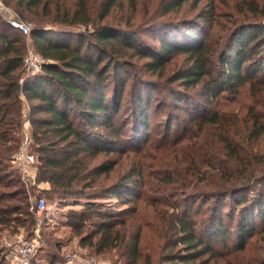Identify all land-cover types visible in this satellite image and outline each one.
<instances>
[{
	"label": "trees",
	"instance_id": "1",
	"mask_svg": "<svg viewBox=\"0 0 264 264\" xmlns=\"http://www.w3.org/2000/svg\"><path fill=\"white\" fill-rule=\"evenodd\" d=\"M58 1L2 0L4 5L13 7L22 16H26V11L42 7L46 15L52 16L53 23L81 24L87 29L85 32L47 29L45 22L33 18L30 37L44 63L41 72L27 75L23 64L25 43L20 40V34L26 35L0 16V232L21 226L31 234L37 225L20 174L9 172L5 162L17 148L18 139L13 132L21 128L22 96H25L30 105L37 180L50 185V189L42 192L59 200L84 198L91 201L81 210L70 212L69 225L77 234L83 235L86 226H93L92 232L82 236V244L93 247L96 253L117 249L127 258L128 264H137L144 257L152 264V253L144 254L147 249L144 228L149 226L144 221L147 207L141 204L115 211L105 208L97 200L122 199L123 194L133 196L141 186L151 184L168 196L186 195L195 178L193 187L207 174L204 167L210 166L216 147L220 152L226 151L225 154L228 153L235 159V164L243 168L231 171L230 175L224 169L212 174V179L220 184L209 190L211 197L223 199L251 189L258 176H264V168H255L251 160L239 156L231 146L229 133L226 137L213 134V125L220 122V114L218 110L212 113L205 109L198 118L190 115L188 124L184 125L182 132L174 134L173 140H166L168 130L165 142L149 146L159 155H147L146 146L138 147L134 153L139 159L107 185L105 181L116 171L119 159L131 143L125 126L118 123L123 98L129 89L124 76L129 73L127 69L131 65L127 55L134 53L148 59L147 69L155 73L164 71L174 55L185 54V65L171 80L185 90H199L205 101L213 104L225 92L237 96L247 85L264 87V23L235 22L236 26L231 31L228 28L222 43L187 30L190 44L176 38H162L159 48L148 53L137 48L131 42L133 37L124 30L117 32L105 22L123 0H100L99 9H93L96 0H76L74 7L70 8H63ZM188 1L174 0L167 5L165 13L181 8ZM216 1L210 0L212 11ZM241 1L238 14L244 18L264 16V8L258 1ZM54 2L56 7L52 10L50 4ZM93 23L94 26L89 28ZM137 89L130 112L132 121L136 122V131L141 135L149 128L153 92L141 85ZM171 93L178 105L185 100L179 91ZM196 108L203 109V106L196 104ZM182 110L188 111V108ZM260 113L251 124L255 140L264 136V113ZM195 133L203 134L200 140L194 137ZM212 135L217 138L216 142H211ZM184 141L190 142L186 144ZM115 153L119 154L117 159L109 157ZM99 155H106L107 159L91 165V159ZM148 167H152L153 172ZM13 200L16 202H11ZM246 201H249L246 196L238 197L234 201L235 208ZM124 202L129 200L124 198ZM161 202L154 199L150 204L154 207V216H162L163 210L158 207L162 204L173 208L170 215L173 217L166 225L156 228L160 240L156 244L158 248L153 246L156 253H160L156 264H210L217 254L214 239L228 234L222 214L217 217L218 222L206 230L191 215L194 204H184L179 211V204ZM255 203L252 209L244 210L245 214L237 224L236 251L246 250L248 239L255 234L253 213L256 210L264 221V201L259 197ZM48 244L52 245L53 241L49 240ZM5 250L0 248V253L4 254ZM62 263L56 256L49 260V264ZM250 264H264V259Z\"/></svg>",
	"mask_w": 264,
	"mask_h": 264
},
{
	"label": "rangeland",
	"instance_id": "2",
	"mask_svg": "<svg viewBox=\"0 0 264 264\" xmlns=\"http://www.w3.org/2000/svg\"><path fill=\"white\" fill-rule=\"evenodd\" d=\"M92 1V0H91ZM100 0H96L93 4V9H99L98 5ZM174 0H123L121 4L114 7L112 16L105 20L113 30L128 33L132 36L131 42L141 50L153 53L154 49L159 48L160 40L162 38L177 39L182 43L190 44L189 37L186 35L187 30H193L199 33L202 37L212 39L213 41L220 40L222 43L227 33L228 28L231 31L236 25L235 22L251 24L264 23V16L256 15L244 18L238 12L241 10V0H217L215 10L212 11L210 0H189L184 3L181 8L174 9L170 13H165L167 5L171 4ZM259 5L264 8V0H255ZM2 2V0H1ZM56 2L51 3L50 7L55 10ZM58 4H62L63 8L74 7L76 0H59ZM26 16H22L13 7L6 6L3 3L0 5V16L9 22L12 17H20L22 20L34 26V20H42L47 29L54 28L58 30H71L74 32H85L87 27L81 24L76 26H66L62 24L53 23L52 16L46 15L47 13L42 7L34 11H26ZM52 14H55L53 11ZM205 18L207 20H205ZM95 23L91 24L92 28ZM19 33V32H17ZM20 40L25 43V53L29 49H34V46L27 36L20 34ZM36 51V50H35ZM131 51H129L130 53ZM127 59L131 65L128 66V74H124L127 78V93L123 98V108L118 115V123L125 126L127 138L131 142L127 151L119 159L117 169L112 173L111 177L105 181L107 185L114 181L118 174L127 171L130 165L138 158L134 153L138 147L146 146L147 155H159L158 151L151 150L149 146L155 147L161 141L165 142L167 132L169 136L167 141L174 139V134L182 132L184 125L190 121V115L193 118H198L205 109H209L212 113L218 110L220 122L213 125V131L216 136L222 134L226 137L230 134L231 146L236 150L239 156L244 157L253 163L252 166L258 169L264 168V136L254 139L251 131V124L255 120V116L264 113V87L262 85L250 86L247 85L237 96H233L227 92L212 103L205 101V98L200 95L197 89L185 90L178 82L171 80L177 70L182 68L186 62V55H174L168 62L167 68L164 71H157L153 73L147 69L146 62L148 59L141 58L134 53L127 55ZM137 87H135V86ZM144 86L147 90L153 92V99L149 108V128L145 134L138 133L135 121H132L131 103L136 93L138 86ZM133 88V89H132ZM131 92H130V91ZM179 91L184 97V101L179 105L174 101L171 92ZM23 109V122L21 128L14 131L18 139L17 148L6 160L9 172L20 174L21 172L14 162L15 154L25 144V138H30L28 150L35 154L37 162V154L35 152V143L33 139V127L30 123V105L25 96ZM196 104L202 105L203 109H197ZM188 108V111L182 110ZM257 114V115H256ZM193 125V122H192ZM196 128V126H195ZM202 136L203 134L200 133ZM199 133H195L194 137L201 139ZM213 137V138H212ZM216 139V140H214ZM203 140V139H202ZM217 138L211 136V142H216ZM190 142V141H188ZM184 141L183 143H188ZM172 143V142H170ZM217 144V143H216ZM220 146H223L222 143ZM217 149V150H216ZM214 157L211 159V164L204 167L207 174L202 176L203 179L196 178L190 192L186 195L168 196L162 194L153 188V185L141 186L136 190L133 196L123 194L122 199L116 197H109L106 199H99L96 202L101 203L105 208L120 211L130 207L145 205L146 216L145 223L149 226L144 228L147 234V249H144V254L152 253V264L158 262L160 253H156L154 247L158 248L156 244L160 243L157 238L156 228L161 225H166L173 217L170 216L173 208L166 205H158L162 209V216H154L153 206L155 200L162 201L163 203L179 204V211L183 209L184 204H194L192 207L191 215L196 218L202 229L210 230L212 224L217 221V217L221 214L226 227H228V234L213 241V246L217 251L216 256L211 260L210 264H250L257 263L260 259H264V221L258 216V210L254 214L255 234L248 239L247 247L244 251H236L234 248L237 244V224L241 216L245 214V209H252L255 207V200L261 197L264 201V176L259 175L253 187L245 192L237 193L235 196L226 198L211 197L212 190L220 183L218 180L212 179V174L220 169H224L227 175L232 174L234 170L242 169V165L235 164L236 161L229 157L226 151L220 152L216 147ZM144 152V151H143ZM145 153V152H144ZM110 158H118L119 154H111ZM107 159L106 155H99L91 159V165H95ZM139 159V158H138ZM263 161V162H262ZM234 167H236L234 169ZM153 168H149L152 171ZM232 171V172H231ZM19 172V173H18ZM260 172V171H258ZM259 174V173H258ZM148 178V173H146ZM201 178V177H199ZM22 179V177H21ZM23 181V179H22ZM24 186L28 195L30 203V210H32L33 203L40 197L46 201V207L41 216H35L37 225L33 233L28 234L25 227L17 226L16 230H3L0 232V248L4 247L6 250L4 254L0 253V262L2 264H9L6 255L9 252L8 243H16L20 240H30L36 238L39 242L38 259L40 261L49 263V260L56 256L57 259L64 262L65 257L73 252H79L81 249H87L88 252L95 256L103 264H128L127 258L122 256L119 250H108L103 253H96L95 249L91 246L82 244V236H86V232H92L93 226L89 224L86 226L83 235L77 234L69 225L70 212L72 210H81L88 202L84 198H69L59 200L56 197L49 198L42 190L50 189V185H43V189L26 184ZM14 188V187H13ZM193 188H197L193 191ZM199 190H204L202 193ZM247 197L248 202L235 208L234 201L237 198ZM211 197V199H208ZM124 198L129 200L128 203L124 202ZM16 202V201H11ZM161 202V203H162ZM152 203V204H151ZM151 204V205H150ZM157 206V205H154ZM153 207V208H152ZM264 208V205H263ZM218 222V221H217ZM216 222V223H217ZM166 227V226H165ZM165 230V228H164ZM167 230V228H166ZM170 233V232H169ZM205 236V232H202ZM207 236V234H206ZM208 237V236H207ZM49 240L53 244H48ZM154 246V247H153ZM153 248V249H151ZM160 250L157 249V251ZM36 260H32L35 264ZM137 264H149L146 257L138 261Z\"/></svg>",
	"mask_w": 264,
	"mask_h": 264
},
{
	"label": "built area",
	"instance_id": "3",
	"mask_svg": "<svg viewBox=\"0 0 264 264\" xmlns=\"http://www.w3.org/2000/svg\"><path fill=\"white\" fill-rule=\"evenodd\" d=\"M9 23L14 28L21 30L30 40L32 26L30 23L22 20L20 17H12ZM44 60L41 55L34 49H29L23 59V64L27 75H34L42 70ZM30 138L26 136L25 144L15 154L14 162L17 164L23 181L26 184H32L34 187L43 189V185L47 182L38 181L36 173V156L28 150ZM46 207V201L40 197L32 205V211L36 216H41ZM39 242L36 238L30 240H20L16 243H8L9 252L6 258L9 264H32V260H36L35 264H49L40 261L37 257L39 250ZM62 264H103L95 256L91 255L87 249H81L79 252L68 254Z\"/></svg>",
	"mask_w": 264,
	"mask_h": 264
},
{
	"label": "crops",
	"instance_id": "4",
	"mask_svg": "<svg viewBox=\"0 0 264 264\" xmlns=\"http://www.w3.org/2000/svg\"><path fill=\"white\" fill-rule=\"evenodd\" d=\"M2 4L1 0H0V5Z\"/></svg>",
	"mask_w": 264,
	"mask_h": 264
}]
</instances>
